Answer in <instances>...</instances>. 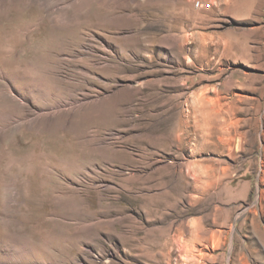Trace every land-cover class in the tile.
Listing matches in <instances>:
<instances>
[{
    "label": "rangeland",
    "instance_id": "1",
    "mask_svg": "<svg viewBox=\"0 0 264 264\" xmlns=\"http://www.w3.org/2000/svg\"><path fill=\"white\" fill-rule=\"evenodd\" d=\"M0 0V264H264V0Z\"/></svg>",
    "mask_w": 264,
    "mask_h": 264
},
{
    "label": "built area",
    "instance_id": "2",
    "mask_svg": "<svg viewBox=\"0 0 264 264\" xmlns=\"http://www.w3.org/2000/svg\"><path fill=\"white\" fill-rule=\"evenodd\" d=\"M195 7L199 10H209L212 8V4H206L204 1L202 0H196L195 1Z\"/></svg>",
    "mask_w": 264,
    "mask_h": 264
}]
</instances>
